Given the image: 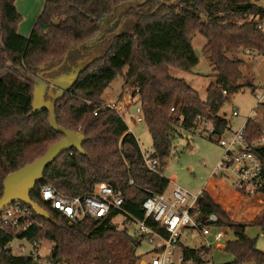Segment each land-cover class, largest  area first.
<instances>
[{"label": "trees", "instance_id": "obj_1", "mask_svg": "<svg viewBox=\"0 0 264 264\" xmlns=\"http://www.w3.org/2000/svg\"><path fill=\"white\" fill-rule=\"evenodd\" d=\"M15 2L0 0V197L10 173L44 155L52 143L64 137L51 126L48 110L31 114L35 85L26 74H34L43 65L61 64L68 55L64 70L69 61L83 59L84 52L103 45L106 49L57 101L58 123L85 133L87 140L83 143L85 153L76 148L64 152L46 168L31 192L32 199L53 219L37 215L28 206L36 221L29 228L4 223L0 228V264H39L12 251L9 245L15 237L52 241L49 258L55 263H140L144 260L138 253L141 238L120 229L113 221L117 214L71 224L44 201L41 189L52 185L65 195H85L97 183L107 182L124 193L125 209L144 219L143 201L151 193L164 192L170 179L147 168L136 136L128 132L127 123L116 110L100 107L101 97L119 77L124 79L123 89L134 93L139 89L153 139L151 154L160 160L161 171L171 154L181 117V130L197 129L202 121L209 120L214 126L209 138H220L229 127L228 120L219 115L220 109L230 95L246 86L239 83L244 61L229 54L244 49L264 56V30L259 27L263 23L252 19L257 15L264 18V0H45L29 37L18 31L23 16ZM128 18L134 20L130 28L125 27ZM110 19L115 25L93 45H87ZM198 34L207 40L203 51L216 78L207 88L205 101L184 78L171 74L172 69L192 71L199 63L193 46ZM262 131L258 122L247 120L248 141L258 139ZM255 151L264 168V147ZM131 178L135 185H129ZM198 206L200 219L215 213L219 225L236 235L224 248L234 259L221 264H264V250L257 248L256 238L246 234L250 225L264 228V212L254 223L235 222L206 189L198 198ZM148 222L167 235L153 219ZM183 254L186 263L206 264L205 255L211 254V249L186 247Z\"/></svg>", "mask_w": 264, "mask_h": 264}, {"label": "built area", "instance_id": "obj_2", "mask_svg": "<svg viewBox=\"0 0 264 264\" xmlns=\"http://www.w3.org/2000/svg\"><path fill=\"white\" fill-rule=\"evenodd\" d=\"M263 29V26L260 25ZM253 51L250 50V53ZM129 94L128 98L103 101L100 107H109L116 110L128 125V132L133 130L128 120L134 123L145 122L144 110L141 104L139 89ZM258 103H264V93L256 94ZM97 114V112H95ZM234 115L239 114L234 109ZM184 118L181 117L176 124L181 129ZM202 132H208V136L214 132L212 121L205 120L200 123ZM198 129V128H197ZM246 123L230 137L221 136L219 144L224 148L223 155L216 164L212 175L222 176L237 191L246 196L264 194V168L262 159L256 153V149L264 147V129L258 139L248 141L245 137ZM141 147V146H140ZM142 157L147 168L153 173L163 175L160 170V160L142 150ZM129 185H135L134 179H130ZM202 194L192 193L181 184L175 183L171 190L169 187L160 193H151L143 201L142 208L145 211L144 219L137 218L125 209L126 198L122 191H116L109 183L99 182L92 192L85 195H65L52 185H44L41 196L45 202L65 215L71 224H79L92 217L106 219L113 214H121L127 220L137 223L132 235L140 237L148 242L152 248L150 260L144 259L145 264H175V249L177 248L183 233L187 230L191 235L195 232L207 237L213 234V227H219L215 233L216 247L224 249L226 244L221 242L226 236L223 226L219 225L217 214L211 213L205 220L200 219L198 198ZM32 210L23 202H13L0 214V228L4 223H9L21 229H27L36 221L32 217ZM116 216V215H115ZM114 219V218H113ZM153 219L163 227L167 235L149 224ZM261 236L264 238V228ZM206 247L212 249V243L207 242ZM9 247L17 255L26 256L39 264H67L55 263L49 257L52 249L44 252V240L28 241L15 237ZM206 264H216L211 254L205 255ZM180 264H200L199 262H185L184 254L177 259ZM143 261L140 264H143Z\"/></svg>", "mask_w": 264, "mask_h": 264}, {"label": "rangeland", "instance_id": "obj_3", "mask_svg": "<svg viewBox=\"0 0 264 264\" xmlns=\"http://www.w3.org/2000/svg\"><path fill=\"white\" fill-rule=\"evenodd\" d=\"M15 4L19 13L23 16L18 31L20 35L29 37L44 8L45 0H16ZM262 4H264V2H262ZM252 19L261 21L264 26V18L261 15L254 16ZM133 23L134 20L128 18L125 27L130 28ZM114 25L115 20L110 19L104 22L103 28L107 32V29ZM206 41L205 36L202 34H198L193 40V46L199 56V63L192 71L171 70V74L174 77L184 78L190 86L197 90L200 98L204 101L207 98L208 86L216 81L215 71L211 66L208 56L203 51V46L206 44ZM105 49L106 46L103 45L98 49L85 52V58L91 57V55L97 51H99L97 52L98 55L103 54ZM249 57L252 59L248 62V66L245 67L244 71H249L252 74V80L247 82L246 86L240 91L230 95L219 112L220 116L229 120V127L222 135L226 138L230 137L245 125L249 118L258 122L264 129V104H259L256 97V93L262 94L264 91V58L259 56L256 52H253ZM79 61L80 59L76 60V63L71 62L69 66H76ZM69 66L66 68L69 71L66 72V70L64 73H70L72 71ZM39 73H41L44 78L53 77L50 66L45 70H40ZM34 76L43 80L40 76H37V74ZM252 82L255 87L251 85L253 84ZM123 84L124 79L122 77L115 79L104 93L106 98L102 96L101 100L108 102L110 100L128 98L132 90L127 88L123 89ZM45 98H50L48 93H46ZM234 109L239 110L238 115L233 114ZM128 124L131 126L142 150L147 153H152L153 139L146 122L134 123L128 120ZM178 130L179 131L175 133V138L173 139L171 154L162 172L169 179H174L175 183L183 185L192 193L196 194L207 184L216 164L223 155L224 148L219 144V136L210 139L208 132H202L200 128L190 131ZM215 178H217L216 183H221L220 186L214 189L215 197L229 213L233 221L239 223H254L256 218L264 212V194L246 196L231 186L222 176L215 175ZM173 186L174 183L171 181L169 190H171ZM211 187V185H208L206 189L210 190ZM113 221L118 224L120 229H127L129 233H134L137 227V223L127 220L126 217L121 214L116 215ZM218 228L219 227L214 226L213 234L207 237L198 232L191 235L186 230L174 251L175 264H180L177 259L179 256L183 255L184 248L201 249L207 242L212 243L211 255L216 264L232 261L234 259L233 254L216 247L217 242L215 241L214 235ZM223 230L226 231V236L222 238L221 242L227 244V242L236 239L233 230L226 226L223 227ZM262 232L263 228L258 225H250L246 229V234L249 237L257 239V248L260 250H264V238L261 236ZM53 245L54 243L52 241L44 240V252L47 253L48 250L53 248ZM138 253L146 260H150L152 256V248L144 239H141ZM137 264L140 263L138 262Z\"/></svg>", "mask_w": 264, "mask_h": 264}, {"label": "water", "instance_id": "obj_4", "mask_svg": "<svg viewBox=\"0 0 264 264\" xmlns=\"http://www.w3.org/2000/svg\"><path fill=\"white\" fill-rule=\"evenodd\" d=\"M103 28L101 33L95 38L87 42V45H93L97 40L101 39L105 34ZM82 45H79L80 48ZM99 52V51H97ZM94 52L91 57L80 59L79 63L72 68L70 73H61L58 71L63 67L67 60V56L63 63L57 64L53 67L51 65L40 66L34 74H26V77L34 82V99L33 110L31 114L48 110L49 122L51 126L59 132L64 134V137L52 143L46 153L33 162L26 164L22 168L10 173L4 180V192L0 197V214L1 212L13 202H23L30 206L33 211L46 219H53L52 214L44 209L39 203L34 201L31 197V192L36 187L37 183L43 179L46 168L64 152L76 148L79 152L85 153L83 143L87 140L86 134L71 131L61 126L57 121L56 107L57 101L64 97L74 83L78 80L81 72L96 58H99L102 54L98 55ZM50 66L52 78H44L40 70H45ZM40 76L43 80L36 78L34 75ZM55 75V76H54ZM46 93L50 96L49 99L45 98ZM146 261H143L145 264Z\"/></svg>", "mask_w": 264, "mask_h": 264}, {"label": "crops", "instance_id": "obj_5", "mask_svg": "<svg viewBox=\"0 0 264 264\" xmlns=\"http://www.w3.org/2000/svg\"><path fill=\"white\" fill-rule=\"evenodd\" d=\"M263 28H264V26H263ZM249 55H252V53H249L248 50H243V49H240V50H238V51H236L234 53H230L229 54V56H236V57H238V58H240V59H242L244 61V64L241 67L242 73H243V77H242V79L239 80V83L240 84H245L246 85L247 82L251 81L252 78H253L252 77V74L249 71L248 72L247 71H244L245 67L248 66V62L252 59V58L249 57ZM262 58H264V56H262ZM263 62H264V60H263ZM251 85H253V87H255L254 83L251 84ZM263 93H264V91H263ZM256 94H259V93H256ZM103 97L106 98L105 94L103 95ZM228 122H229V120H228ZM171 181L173 183L175 182L174 179H172V180L170 179V182ZM216 182H217V178H215V175H211L210 178L207 181V184L204 186V188L201 191H203L204 189H206V187L208 185H211L212 186L211 189L210 190L209 189H206V190L209 191L211 193V195L215 198L216 202H218L217 199H216V197H215V191H214V189L217 188L218 186H220L221 183H216ZM219 204H221V203H219Z\"/></svg>", "mask_w": 264, "mask_h": 264}, {"label": "flooded vegetation", "instance_id": "obj_6", "mask_svg": "<svg viewBox=\"0 0 264 264\" xmlns=\"http://www.w3.org/2000/svg\"><path fill=\"white\" fill-rule=\"evenodd\" d=\"M86 52H88V51H86ZM83 54H84V55H83ZM83 54H82V55H83V57L85 58V57H86L85 52H84ZM84 58H83V59H84ZM71 62H72V63H73V62L76 63V61H69L68 64H67V67L69 66V63H71ZM63 66H64V65H63ZM69 67H70V69L72 70V68H73L74 66H71V65H70ZM62 68H63V67H62ZM62 68H60L59 72L64 73L67 69H64V70H63ZM68 71H69V70H67L66 72H68Z\"/></svg>", "mask_w": 264, "mask_h": 264}]
</instances>
